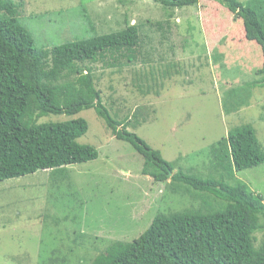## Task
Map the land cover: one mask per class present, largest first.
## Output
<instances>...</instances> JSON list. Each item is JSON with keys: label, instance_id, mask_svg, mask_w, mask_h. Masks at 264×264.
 Here are the masks:
<instances>
[{"label": "rangeland", "instance_id": "obj_1", "mask_svg": "<svg viewBox=\"0 0 264 264\" xmlns=\"http://www.w3.org/2000/svg\"><path fill=\"white\" fill-rule=\"evenodd\" d=\"M10 1L18 6L17 18L37 50L115 33L126 24L141 28L135 63L120 73L97 64L96 89L117 121L136 111L149 112L145 123L128 131L158 151L175 172L219 179L212 172L211 149L230 129L244 124L253 127L264 151V89L251 90L248 105L237 112L226 115L222 107L223 94L235 82L254 80L251 72L263 59L255 43L226 56L227 70L240 64L251 74L234 80L228 77L238 70L228 73L213 63V35L223 34L222 21H228L234 35L240 31L219 4L199 0L195 7L169 9L151 0ZM237 1L244 6L264 2ZM169 65L174 68L168 70ZM167 70H179L180 77H161ZM152 79L158 86L154 91ZM142 89L148 91L142 94ZM79 118L87 122L88 132L78 143L94 147L96 160L68 166L62 173L37 171L0 183V264H92L113 243L141 236L158 213L208 212L224 205L209 193H174L170 181L155 183L142 175L143 158L129 143L113 138L95 110L40 121ZM235 176L264 199V164ZM255 237L258 245L262 234Z\"/></svg>", "mask_w": 264, "mask_h": 264}, {"label": "trees", "instance_id": "obj_2", "mask_svg": "<svg viewBox=\"0 0 264 264\" xmlns=\"http://www.w3.org/2000/svg\"><path fill=\"white\" fill-rule=\"evenodd\" d=\"M151 1L169 9L199 4V0ZM206 1L219 4L232 15L231 23L240 24L239 33L234 35L227 28L228 21H222L223 34L213 35V63H219L228 73L238 70L235 77H228L230 80L251 74L255 77L240 85L235 82V87L223 94L222 107L229 115L248 105L251 90L264 89V2L244 6L237 0ZM17 9L12 1L0 0V183L37 171L62 173L68 166L96 160L98 152L94 147L78 143L88 132L84 119L40 121L48 116L74 117L81 111L95 110L111 136L129 143L143 158L142 175L155 183L170 181L169 190L174 193H209L224 205L208 212L200 209L158 213L141 236L129 243H113L92 264H264V199L235 176L264 164V151L253 127H234L212 147V172L219 173V179L175 172L158 151L128 131L145 123L149 112L144 116L136 111L117 121L104 107L96 89L97 64L120 73L126 65L135 63L141 28L126 24L115 33L37 50L32 35L17 18ZM252 43L262 52L260 68L249 75L240 64L234 71L227 70L226 56ZM168 70L160 76L180 77L179 70ZM157 87L155 84L150 88L154 91ZM256 234H262L258 245Z\"/></svg>", "mask_w": 264, "mask_h": 264}]
</instances>
